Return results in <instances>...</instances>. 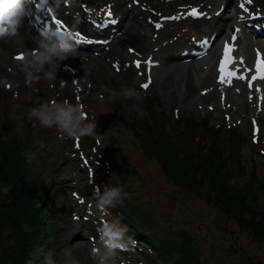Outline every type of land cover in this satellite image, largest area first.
Here are the masks:
<instances>
[{"label": "rangeland", "instance_id": "1", "mask_svg": "<svg viewBox=\"0 0 264 264\" xmlns=\"http://www.w3.org/2000/svg\"><path fill=\"white\" fill-rule=\"evenodd\" d=\"M79 1L87 0H69L68 5L63 0H29L28 7L31 11L23 19L18 33L0 39V123L7 121L10 126L3 129V137L6 140L11 139V136L23 139L26 142L24 153L30 150L37 152L36 158L27 160L28 175L33 170L46 173L47 176V172L52 169L50 161L56 156L66 157L59 177L61 184H65L62 186L63 197L57 196L60 192L55 195L51 192L46 198L42 194L38 200L39 206L47 207L44 210L48 216L53 212L56 199L65 202L60 208L62 219L55 221L60 227L59 235L48 234L43 239V254L51 251L54 258L60 260L63 250L71 248L81 264H93L91 249L94 244L99 243L98 236L94 233H97L102 222L96 214H101L102 210L90 203V199L94 197L92 188L96 187L89 180L90 177L93 178V184H98L101 191L106 184L112 185L118 181L115 174L117 170L112 163L106 166L103 161L111 158L108 153L111 140L105 136L107 130L114 139L123 143L122 151L140 176L127 174L124 185L130 195L133 194L139 201L155 208L153 218L158 221L151 227H157L163 245H171L169 236L175 240L180 239L170 231L171 226L179 225L185 228L187 234L192 235L194 247L197 243L200 245L210 264H264V240H255L249 233L240 231L232 218L207 204L203 195L183 190L168 182L157 163L143 154L141 148L134 143V130L131 128L132 118L142 116V112L148 119L159 120V117L170 134L173 133L171 116H177L175 114L195 120L203 117L209 119L222 131V138L230 126H235L242 137V166L245 171H251L255 164L257 180L263 185L256 190V196L260 202H264V117L249 112L250 106L242 111L239 105L237 112L228 102H219L220 107H217L211 102L191 106L181 102L179 98L169 100V87L161 83L157 76L151 77V66L144 60L153 43H156L160 66H180L192 62L193 59L187 57L193 51L188 48V44L195 46L192 40L204 38L207 41L213 38L217 41L218 36L214 38V35L223 29L231 31V25L224 23V17L249 14L251 11H259L255 15H261L264 13V0H250L247 1L248 4L244 0V9L240 7L241 0H154L157 3L150 1L152 6L156 4L154 11L157 12L154 14L151 13V5H146L145 1L148 0H90L91 2H87L88 6L94 9L87 12L82 10ZM103 1L106 2V8L99 12L98 6L102 5L99 3ZM50 2L68 22L61 20L64 23L59 25L53 22ZM42 5L48 16L42 10ZM192 7L220 13L219 18L213 16L212 21L186 19L179 24L176 19L168 21L181 9L190 13L189 9ZM112 9L121 18L118 25L114 29H110V26L104 39L93 36V33H101L104 26L94 27L89 19L108 16ZM253 16L249 15L245 22L237 18L234 26L241 28L251 25L255 28L257 21L251 20ZM159 19L164 25L157 33L154 26ZM260 19L264 22V17L261 16ZM114 20L111 18V25H114ZM57 26H63L73 34L72 43L76 45V54L69 55L60 62L54 80L41 78L31 84L26 83L19 67L25 52L37 48L43 28ZM249 28L246 31L249 32ZM213 30L218 33L211 35ZM77 33L85 37L79 43L76 42L79 39ZM20 53L23 54L22 58L18 57ZM171 55L173 58H170ZM175 56H180L181 59L178 60ZM137 60L140 61L139 65L135 63ZM212 61L211 58L210 63ZM145 82L148 83L146 88L142 86ZM263 82L260 84L263 85ZM117 85L119 88L134 86L142 94L143 100L138 102L132 98V104L122 102L118 107L115 105L118 95H113L118 91ZM65 98L81 105L86 111L85 120L95 119L98 132L95 137L87 134L79 137L61 136L54 126H43L27 114L31 107L38 106L41 102H55ZM144 107H149L151 111H148L149 108L145 111ZM134 109L140 110L135 113ZM39 141H44L43 147L39 145ZM75 147L79 148L75 150ZM178 155L182 156L181 153ZM118 201H122L121 197ZM86 207L93 210L89 217L81 215ZM105 215L109 219H120L111 207ZM75 228L77 231L73 234ZM126 243L125 250H116L117 264H161L158 259L148 256L144 247L129 240ZM36 253L34 248L29 251L35 262L42 259H37Z\"/></svg>", "mask_w": 264, "mask_h": 264}, {"label": "trees", "instance_id": "2", "mask_svg": "<svg viewBox=\"0 0 264 264\" xmlns=\"http://www.w3.org/2000/svg\"><path fill=\"white\" fill-rule=\"evenodd\" d=\"M116 88L117 92L121 90L119 85ZM118 96L115 102L118 107L122 102H133L132 98ZM148 108L144 107L145 111ZM148 111H151L150 108ZM158 119H148L143 112L142 116L132 118L134 143L143 154L157 163L172 185L203 195L207 204L232 218L240 231L249 233L255 240H264V202H260L256 196V190L263 185L257 180L255 164L250 172L242 166V137L238 131L231 126L222 138L220 129L205 117L195 120L184 115H172L173 133L170 134L164 121ZM8 128L7 121L0 123V185H11L7 194L0 193V263L26 264L28 259L35 262L29 254L30 249L34 248L37 259H40L44 250L43 239L59 231L55 221L62 219L60 210L64 203L59 198L63 197L64 185L60 186L58 181L62 161L66 157H54L50 161L52 169H48L47 176L46 173L33 170L28 175L27 159L23 152L26 142L15 136L6 140L3 129ZM105 136L111 140L108 151L111 158L105 162L112 163L117 170L115 174L118 181L113 184H121L127 192V195H121L122 202L117 200L113 206L121 216L122 223L127 225L125 236H133L137 243L157 245L156 254L163 264H210L200 245L197 243L194 247L192 235L187 234L182 226H171L172 235L180 239L169 236L171 245H163L158 236L159 230L151 227L158 221L153 218L155 210L151 206H143L147 204L130 195L124 185L127 174L140 176L122 151L123 143L114 139L107 130ZM178 153L182 156L179 157ZM51 192L52 195L60 194L54 201L52 214L48 216L44 210L47 207L39 206L38 200L42 194L46 198Z\"/></svg>", "mask_w": 264, "mask_h": 264}, {"label": "clouds", "instance_id": "3", "mask_svg": "<svg viewBox=\"0 0 264 264\" xmlns=\"http://www.w3.org/2000/svg\"><path fill=\"white\" fill-rule=\"evenodd\" d=\"M29 0H0V39L6 36H14L18 33L23 19L30 14ZM38 46L35 50L25 52L19 67L24 73L25 82L31 84L41 78L54 80L59 70V65L69 55L76 54V45L72 43L70 32L60 31L56 27H45L41 30ZM113 95L135 98L140 102L143 96L134 86H124ZM138 111L140 109H137ZM28 116L35 118L46 127H55L61 136L95 137V119L85 120V113L78 103H72L68 99L55 102H41L28 110ZM41 147L44 141H39ZM24 156L31 161L37 156L35 150L26 151ZM11 188L10 184L0 185V193L7 194ZM121 195H127L124 187L117 183L105 185L101 191L99 186L94 190V202L105 214L109 206H114ZM127 225L119 218H105L100 223L97 233L99 243L94 244L91 249L93 264H117L116 250L127 246L125 234ZM130 239V238H129ZM26 264H81L80 259L73 255L71 248L63 250L60 260L54 258L51 251L43 254L42 259L34 262L26 260Z\"/></svg>", "mask_w": 264, "mask_h": 264}, {"label": "bare ground", "instance_id": "4", "mask_svg": "<svg viewBox=\"0 0 264 264\" xmlns=\"http://www.w3.org/2000/svg\"><path fill=\"white\" fill-rule=\"evenodd\" d=\"M145 1V0H144ZM147 2V1H146ZM150 5V0L148 2ZM151 13L153 12L150 9ZM201 12L203 9H198ZM205 13L199 16H193L191 13L185 10H179L174 18L168 21L176 19V23L187 20H200L205 21L209 19L212 21V17L219 18L218 14L211 12L209 16H205ZM236 15H227L224 17V23L226 25H232L235 23ZM243 17V16H242ZM241 17V18H242ZM161 26L157 28L154 26L155 31L159 33V30L163 27V22L159 19L157 21ZM156 22V23H157ZM156 25V24H155ZM248 27H244L243 32H239L235 29V37L233 38V32L223 29L215 35L218 36L217 41L212 39L206 41L201 38L199 44L203 48H198L193 53L192 62H188L184 65L160 66L161 59L158 56V45L153 43V47L147 53L144 58L145 62L150 58L153 62L150 63L151 77L157 76L159 81L165 86L169 87L168 97L169 100L181 99V102H186L191 106L202 103H213L217 107H220V103H229V106L233 110L239 112V105L242 111L248 108L249 112L255 113L259 117H264V82L263 85L260 82L264 81V78L257 76L256 79H252L256 75V62L258 52L261 58H264V39L258 38L254 41V37L258 32H264V26H261L260 30L253 29L251 33L246 31ZM214 36V38H215ZM215 42H212V41ZM244 40L241 49V42ZM225 42L233 45L230 49V54L233 59L226 65V70L237 73V75L229 76L225 80H220L218 77L221 75L219 68L220 59L223 56ZM166 57V56H164ZM177 59H181L180 56H175ZM170 58H173L171 55ZM211 58L213 61L210 63ZM243 58V59H241ZM240 74L243 75L241 78ZM230 80V82H228ZM185 85V89L183 86ZM261 106V108H259ZM259 111H258V110ZM77 229L75 228V234ZM196 233V231L194 230Z\"/></svg>", "mask_w": 264, "mask_h": 264}, {"label": "snow or ice", "instance_id": "5", "mask_svg": "<svg viewBox=\"0 0 264 264\" xmlns=\"http://www.w3.org/2000/svg\"><path fill=\"white\" fill-rule=\"evenodd\" d=\"M249 2H250V0H249ZM240 7H241V9H244V7H245L244 0H241ZM189 11L193 15H202V13H200L199 10L196 7H192L191 9H189ZM52 19L58 25L64 23L63 21L57 19L55 16H53ZM155 26L157 28H159L161 25L157 22ZM70 35H73V34L70 32ZM76 36L79 37V39L76 40L77 43H79L81 40L85 39V37L80 35L79 33H77ZM234 37H235V32H233V38ZM232 47H233V45L225 42L224 49H223L224 54L221 57L220 63H219V68H220V71H221V75L218 77V79H220V80H225L229 76L237 75V73H235V72L226 70V65L233 59V57L230 54V49ZM22 56H23L22 53L18 54V57L22 58ZM241 59H243V58H241ZM152 62L153 61L150 58L147 60V63H149V64L152 63ZM135 63L137 65H139L140 61L137 60V61H135ZM255 67H256L257 71H256V75L253 76L252 79H256L257 76L264 78V58H261L259 52H258V55H257V62H256ZM240 76H241V78H243L242 74H240ZM228 82H230V80ZM142 86L146 88L148 86V83L145 82V83L142 84ZM253 139L255 140L256 137L254 136ZM262 151H264V150H262Z\"/></svg>", "mask_w": 264, "mask_h": 264}]
</instances>
